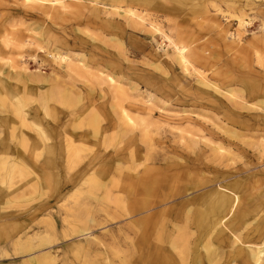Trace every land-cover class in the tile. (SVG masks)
Wrapping results in <instances>:
<instances>
[{
	"label": "rangeland",
	"instance_id": "obj_1",
	"mask_svg": "<svg viewBox=\"0 0 264 264\" xmlns=\"http://www.w3.org/2000/svg\"><path fill=\"white\" fill-rule=\"evenodd\" d=\"M40 1L26 4L24 0H0V57H4L0 68L8 71L5 63L10 62L15 68L25 67V74H41L47 80L31 81L30 92L25 85L8 80L17 88L0 103V146L7 147L0 152V260L5 262L0 264H30V257L41 255L54 257L55 264H146L142 258L145 253L169 244L163 239L167 226L178 225V231H182L183 209L189 207L192 215L203 214L193 196L202 195L209 187L216 188L225 179L239 181L240 190L251 196L247 198L249 204L241 198L237 208L247 209L251 215L243 234L258 224L264 228V175L260 174L264 172V154L254 147L259 134L247 133L232 122L230 104L223 96L200 86L196 73L184 74L167 59L165 55L171 50L163 38L187 44V49L201 55L196 68L217 87L230 74H237L247 79L249 88L256 87L250 82L254 80L264 90V0H236L242 4L240 10H245L244 21L250 22L240 29V37L236 34V18L230 17L241 11L227 10L217 0H153L148 9L133 6L144 24L161 30L162 35L157 34L153 41L147 24L145 28L125 27L122 17L99 15L119 29L109 27L96 18L89 0H60L55 6L42 2L51 0ZM7 41L13 43L5 46ZM55 52L62 56L61 65L53 59ZM76 58H83L92 72L96 68L112 73L105 67L108 64L120 68L115 78L123 77L126 87L137 88L128 91L130 98L136 93L141 95L131 101L155 105L156 115L145 119V112L127 107L134 118L135 132L118 134L111 128L113 112L107 86L93 85L85 71L81 77L69 71L70 76L67 74L66 62ZM156 71L170 75L165 83L159 82L157 91L147 86L153 74L162 75ZM56 81L71 87L70 93L60 95L63 92L61 88L58 91ZM262 90L258 93L264 97ZM242 95V103L253 100L246 98L245 92ZM260 99L264 98L256 100ZM83 104L87 112L80 115ZM22 109L40 115L39 125L44 129L41 139L12 114ZM262 118L264 112L243 111L238 120L244 126L262 123ZM212 123L235 132L238 140L215 131ZM207 129L219 138L209 135ZM21 132L29 136L27 143L20 137ZM26 145L31 147L24 152ZM215 145L227 153L218 155ZM152 181L158 188L165 185L163 190L143 195V184ZM198 183L207 184L195 187ZM254 195L260 197L252 199ZM188 198L195 199V203L183 208L181 204ZM145 200L148 207L154 203L157 206L156 221L163 228L147 231L151 243L142 247L136 242L139 231L143 228L146 233L154 222L141 223L142 215L132 209ZM212 200L208 199L207 208ZM201 215L197 219L199 227L190 229L194 237L200 233L201 238L191 240L187 251L184 241L179 240L180 233L174 230L177 248L193 257L196 264L209 230V216L202 219ZM226 233L229 240L230 234ZM10 234L13 237L4 241ZM222 249L227 250L225 245ZM217 264H227V259L222 257Z\"/></svg>",
	"mask_w": 264,
	"mask_h": 264
},
{
	"label": "bare ground",
	"instance_id": "obj_2",
	"mask_svg": "<svg viewBox=\"0 0 264 264\" xmlns=\"http://www.w3.org/2000/svg\"><path fill=\"white\" fill-rule=\"evenodd\" d=\"M31 1L35 2V1H40V0H31ZM151 1H153V0H89V2L92 4V12L97 15L96 18L100 19L99 15H103L106 17L109 15H117V16L125 19V21H126V23H124L125 27H133V28L138 27V26H144V28H145L146 24H147V22H146V24H144L145 20L140 15L136 14L132 10L134 8L133 6L138 5V7H141V8L144 7L145 9H148V5L151 4ZM209 1L214 2V0H209ZM217 1L223 2L227 6V10H232L234 12H240L241 11L240 9L242 7V4L236 0H232V1L217 0ZM24 2L26 4H28V3H30V0H24ZM42 2L48 3L51 6H55L56 4H58L60 2V0H51V1H42ZM214 7L217 10H219L218 5L217 6L215 5ZM160 8L161 7H158V9H160ZM220 13H221V15L224 14V12H222V11ZM244 13H245V10L241 11L240 14H237L235 16L233 15L230 17V18H233V17L236 18V22L238 25L237 26L238 28L236 30V34L239 37H240V32H241L240 29L243 26H247V25L249 26V24H250V22L244 21V19H243L244 15H245ZM227 18H229V17H227ZM100 20L103 21L109 27L115 28V30L119 29L117 27V25L114 26L113 23L108 21L107 18L102 17V19H100ZM262 23H264V22H262ZM147 25L149 26L148 28H150L149 29V32L151 34L150 39L152 41L155 40V36L157 34L162 35L160 32L161 30L159 31V29L156 28L154 25H151L150 23ZM139 30H141V29H139ZM173 30H174V28H173ZM262 31H264V29H262ZM163 38L165 39V41H167V43H168L167 46L170 47V50H171L170 54H168V52H167V54L165 53L166 54L165 56L167 57V59L169 58L171 60V62L176 63V65L180 67V70H182V72L184 74H187L189 76H193V75L195 76L194 73H196V76H199L197 83L200 86L213 90L214 94L219 95V96H223V98H225L229 102L230 107L231 106L235 107V111L233 110L232 107L231 108L229 107L230 115H231L229 117H232L230 119L232 120V122H235V124L237 126L243 127V130L245 132H247V133L256 132L259 134V135H257L259 142H255L254 147L257 150H260L262 154H264V120H262V123L254 122L250 125L245 124L244 126H242L238 120L239 116L241 115V113L243 111H246V112H251V111L264 112V99H260L254 104L242 103V101H244V99H245V95H242L241 91H236L233 88L220 89L215 84L206 80L204 78V76L200 74V71L196 68L195 62H196V60L201 59L200 58L201 55H198L195 51H192L191 49H187L188 48L187 44L180 43L179 41H176L177 43H174L175 41L172 42L166 36H164ZM113 39H115V38H113ZM12 43H13L12 41L11 42L7 41V43H5V46H8V45L10 46ZM114 44H116V43H114ZM119 44H121V43H119ZM115 48H116V46H115ZM53 55H54L53 59L56 62L60 61L59 64L61 65L62 64L61 63V60H62L61 57L62 56L60 57V53L55 52ZM64 58L65 57H63V59ZM3 59H4V57H2V58L0 57V60H3ZM258 59H259V57H258ZM262 63H264V62H262ZM5 64L8 66V71L0 68V101H1L0 103H2V100L8 99L9 95L13 94V91H14L13 89H15V87H16L15 85L9 83L8 80H13L15 83L25 85L26 88H24V89L29 91V92L31 91V89H28L31 81L33 83L40 82V81H47L46 78L43 77L41 74H36L34 76L28 75L27 73L25 74V70H26L25 67H22V68L16 67L15 68L14 64H12L10 62H6ZM105 67L110 68L112 70V73L102 71V69H96V68H95V70H93V72L90 71L88 64L83 60V58H80V59L76 58L74 61H71V62L68 60L65 64L67 74L69 71V72H73L76 75H78L79 77H81V75L85 71L87 73L88 77L90 78V81L93 85L99 86V85L105 84L107 86L108 94L111 97V100L109 102L111 104L110 105V111L113 112V119H112L113 122H112L111 128L115 129V131H117L118 134H120V135H122L121 133H124V134L132 133L133 134V132H135L134 131L135 130V127H134L135 122H134V118L131 116L128 108L132 107L134 110H137L140 112H145V117H144L145 119L146 118L152 119L153 116L156 115L155 110H157V108L155 105H154L155 107L153 105H150V104L148 105L147 101L146 102H140L139 100L131 101L134 98L140 99V97H141L140 94L136 93L135 96H133V99H131L129 94H128L129 93L128 91L135 92V91H137V88L135 89L134 87H131L130 85L129 86L127 85L128 87H126V85H124V82H123L125 78H123V77L115 78V73L121 72L120 68L113 66V65L112 66L108 65ZM15 69H17L18 71H12ZM192 72H194V73H192ZM70 74H72V73H70ZM75 82H76V80H75ZM233 82L234 81H229V84H232ZM239 84L241 85V81ZM56 86L58 88V91L62 90V92H63L60 95L69 94L71 91L70 90L71 87L69 88L68 85H64L63 82L58 81V83H57V81H56ZM60 86H63L64 88H62ZM47 88H49V87H47ZM91 93H92V91H90L88 93V96L86 95V99L89 98ZM45 94H47V93H45ZM29 95H28V97L31 98V96H29ZM39 95H37V96H39ZM18 96L16 98H18ZM76 97L78 98V100L80 99L79 95H77ZM101 97H103V96H101ZM257 97L258 98H264L259 93H257ZM19 98H20V96H19ZM240 99H242V101ZM46 100H48V98ZM236 100H238V101H236ZM124 102H126L128 106L124 105L123 104ZM13 103H15V102L14 101L11 102V105ZM54 103H56V102H54ZM136 103L137 104L140 103L144 107H141L142 105L137 106ZM11 105H10V108L11 107L13 108V106H11ZM14 105H16V104H14ZM42 105H43V103H42ZM84 105H86V104H83L80 107V109H82V110L78 111L80 113V115L81 114L84 115L85 112H87L86 108L85 109L82 108V107H84ZM7 107H9V106H7ZM15 108H13V109H15ZM0 109H2V107H0ZM13 109H12V111H13ZM10 111H11V109H10ZM13 113H14V116L19 117L20 123L22 126L25 127V129L36 132L37 135H40V134L43 135L44 134V129L39 125L41 123L42 119H40V115L36 111H32L29 109L27 111L25 109H22L20 111L14 110V112H12V114ZM262 119H264V118H262ZM92 120H93V118H92ZM94 120H96V119H94ZM94 123H95V121H94ZM211 126L213 128H215V131L222 133L224 135L227 134L226 136H228L230 139L238 140V135L235 132L227 130L222 125H217L215 123H212ZM142 130H144V128H142ZM142 130H140V132ZM21 133H22V136H20V137H24L25 140H23V141H25V143H27L26 141L29 140V136L23 132H21ZM184 133H186L187 135L192 134V133L187 132V131H185ZM207 133L214 138H219V136L215 132H212L210 129H207ZM41 135L38 138H40ZM45 135H46V133H45ZM182 137H184V135ZM16 140H19V139H16ZM185 141H187V140H185ZM185 143H184V145H185ZM17 144H20V140ZM21 144H23V142ZM180 145H182V144H180ZM192 145H194V144H192ZM68 146H69V144H68ZM23 147L25 148L24 152H27L29 150V147H31V146L26 145ZM42 147H43V145H42ZM190 148L192 149V147H190ZM6 149H7V147L5 145L0 146V152L5 151ZM214 149L216 150L217 154L220 156L223 155L224 153H227L223 148H221L218 145H215ZM39 150H38V152H39ZM10 151H11V149H10ZM34 152H36V151L34 150ZM14 155L15 154H13V156ZM12 160H15V159H12ZM189 160L191 161V158ZM10 161H9V164H10ZM16 162H15V164H16ZM21 167L22 166H20L19 168L22 169L23 167L22 168ZM260 174L264 175V172H261ZM216 179H219V177L218 178L215 177V180ZM153 181L149 182V184H147V185L143 184V186H144V189H143L144 192L142 191L143 195L145 193V196H148L152 192H155V194H158V193H160L159 189L163 190L165 185L162 184L158 188L157 182L154 183ZM206 184L207 183H198L197 185H195V187H200L201 185H206ZM240 186L241 185H240L239 181H232V179H230V180L225 179L224 181L216 184V188L209 187L208 191H205L202 195L193 196L198 201L197 204L203 208V214L201 215V213L196 212V213H193V215H192V209H190L189 207L186 209H183L181 211V217L184 216V219H183L184 223H183L182 231H180V232L178 231V229L180 230V226H178V225L174 226L173 224H171L173 227L167 226L165 228V235H164L163 239L166 238V240H169V244L166 243L165 246H162L161 248H157L155 250L148 251V253H145L142 256L144 262H146V264H150V263L151 264H196V260L192 259L193 257L191 258V256L188 253H184L183 250H179V248H177L176 242L174 241L175 231L180 233L179 234V240L184 241V243L187 247V249H185V251H187L188 247L191 246V245H189L191 240L195 239L196 241H198L201 238L200 233H198L197 236L194 237L195 235H194L193 231L190 229L199 227V223L197 222V219L199 218L200 215L202 216V219H203V216L206 215V216H209L208 220H207V224L209 225V230H207V232H208L207 237L206 236L204 237L205 239L207 238V242H205L204 246L200 247L203 251L202 253L205 252V254L203 256L202 253H200L201 258L197 259L198 264H217L218 261L222 257L224 259H227V264H264V228L259 227L260 224H258V227L254 226L253 230H250L249 232H246L245 234H243V230L247 226L250 225V223H249L250 218L249 217L251 215L249 214L247 209H245L243 211L242 210L238 211L237 208L239 207V203H240L241 198H245L246 204H249L250 200H247V198L251 197V196L249 194H246V190L244 192H243V190L241 191ZM254 196L255 197H252V199L260 197V196H256V195H254ZM209 198L213 199V200L209 204L211 206L209 208H207L206 206H207V201ZM195 199L188 198L181 205L184 208V206L186 204L195 203ZM146 201L147 200L140 201L132 209L133 213H137L138 215L139 214L142 215L139 218V221L141 223L147 222V224H148V222H150V221L152 223L154 222L153 227L151 228L149 226L150 228H149V230H146V233H147V231H150V230L151 231L152 230H159L160 231V229L162 230V228H163L162 223L156 221L157 218L159 219V217L157 216L159 214V210H157L158 209L157 206L154 203V205H152L151 207H148V204ZM159 204L161 207L162 204L161 203H159ZM149 212H151L152 215H150ZM147 213H148V218H146ZM143 230H144L143 228L140 229L139 234H138L137 239H136V242L138 243L137 245H141L142 247L147 246L148 244L151 243L149 240V234L148 233L146 234L145 231H143ZM195 230L199 231L200 229H195ZM227 231L230 234L229 240L226 239V234H227L226 232ZM13 232L14 231H12V233ZM12 237H13V234L6 235L4 238V241L11 239ZM158 238L160 239V235H158ZM205 239H204V241H205ZM1 241H2V239L0 238V242ZM224 245L226 246L227 250L222 249L224 247ZM242 246H244V247H242ZM13 261L14 260H10V262H13ZM28 261L30 264H55L54 257L48 256V255H41L40 258L30 257ZM0 263H5V262H4V260H0Z\"/></svg>",
	"mask_w": 264,
	"mask_h": 264
},
{
	"label": "crops",
	"instance_id": "obj_3",
	"mask_svg": "<svg viewBox=\"0 0 264 264\" xmlns=\"http://www.w3.org/2000/svg\"><path fill=\"white\" fill-rule=\"evenodd\" d=\"M164 71L166 72V70H164ZM157 73L158 74H162V75L159 76L156 73L153 74L152 80H151L152 82H150L149 85H147L151 89L153 88L155 90L157 89V86H158L159 82L160 83H165L166 80H168V78L170 77V75L168 76V73H166V74L159 73V72H157ZM252 74L254 75L255 73H252ZM256 75H257V72H256ZM229 81H234V82L232 84H229ZM240 81H241V85L239 84ZM176 82H178V84H176V85L180 87L179 80H177ZM246 82H247V79L240 78L237 74H236V76L234 74H230L228 76V78H226V80L224 82H218V86L220 87V89L233 88L236 91L245 92V93H247L248 96H250V97L246 96V98L253 99L251 102H247V103L254 104V103H256L258 101V100H256L257 99V93H258V91L262 90V87L258 84L259 82L251 80L250 82H252V84H254L256 87L249 88L247 86ZM176 85H174V86H176ZM262 91H264V90H262ZM250 94H252V95H250Z\"/></svg>",
	"mask_w": 264,
	"mask_h": 264
}]
</instances>
